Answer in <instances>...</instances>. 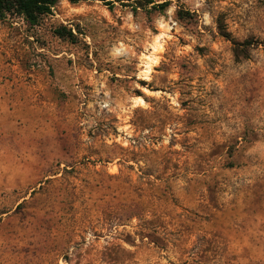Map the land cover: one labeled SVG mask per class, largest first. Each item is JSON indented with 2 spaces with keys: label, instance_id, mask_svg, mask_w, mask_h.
Wrapping results in <instances>:
<instances>
[{
  "label": "rangeland",
  "instance_id": "1",
  "mask_svg": "<svg viewBox=\"0 0 264 264\" xmlns=\"http://www.w3.org/2000/svg\"><path fill=\"white\" fill-rule=\"evenodd\" d=\"M150 1L0 21V264H264V0Z\"/></svg>",
  "mask_w": 264,
  "mask_h": 264
},
{
  "label": "trees",
  "instance_id": "2",
  "mask_svg": "<svg viewBox=\"0 0 264 264\" xmlns=\"http://www.w3.org/2000/svg\"><path fill=\"white\" fill-rule=\"evenodd\" d=\"M59 0H0V21L7 18H19L30 28L39 24L42 17L51 14L52 8ZM70 4H77L90 0H67ZM101 2L105 6L113 7L119 4L124 7L131 6L134 10L144 9L153 4L150 0H91ZM168 5L163 3L153 5L152 10L162 11ZM55 34L59 38H68L73 40V35L67 32L65 28L58 29Z\"/></svg>",
  "mask_w": 264,
  "mask_h": 264
}]
</instances>
